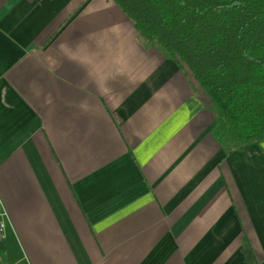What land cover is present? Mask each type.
I'll return each mask as SVG.
<instances>
[{"label": "crops", "instance_id": "0c3cea01", "mask_svg": "<svg viewBox=\"0 0 264 264\" xmlns=\"http://www.w3.org/2000/svg\"><path fill=\"white\" fill-rule=\"evenodd\" d=\"M209 104L114 0H0V264H264V140Z\"/></svg>", "mask_w": 264, "mask_h": 264}, {"label": "trees", "instance_id": "16d2710c", "mask_svg": "<svg viewBox=\"0 0 264 264\" xmlns=\"http://www.w3.org/2000/svg\"><path fill=\"white\" fill-rule=\"evenodd\" d=\"M139 36L188 68L227 151L264 140V0H114Z\"/></svg>", "mask_w": 264, "mask_h": 264}, {"label": "built area", "instance_id": "2783aa9c", "mask_svg": "<svg viewBox=\"0 0 264 264\" xmlns=\"http://www.w3.org/2000/svg\"><path fill=\"white\" fill-rule=\"evenodd\" d=\"M11 221L9 211L0 196V240L6 238V226Z\"/></svg>", "mask_w": 264, "mask_h": 264}]
</instances>
